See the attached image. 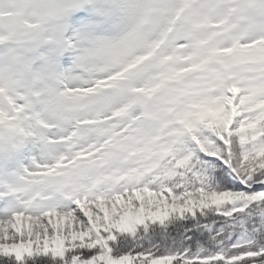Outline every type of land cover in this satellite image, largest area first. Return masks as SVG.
Masks as SVG:
<instances>
[{
    "label": "rangeland",
    "instance_id": "374dc122",
    "mask_svg": "<svg viewBox=\"0 0 264 264\" xmlns=\"http://www.w3.org/2000/svg\"><path fill=\"white\" fill-rule=\"evenodd\" d=\"M217 73L264 88V0H0V202L159 170Z\"/></svg>",
    "mask_w": 264,
    "mask_h": 264
},
{
    "label": "snow or ice",
    "instance_id": "6c2138e0",
    "mask_svg": "<svg viewBox=\"0 0 264 264\" xmlns=\"http://www.w3.org/2000/svg\"><path fill=\"white\" fill-rule=\"evenodd\" d=\"M214 79L207 105L222 118L190 117L163 171L101 178L55 202H0V264H264V88Z\"/></svg>",
    "mask_w": 264,
    "mask_h": 264
},
{
    "label": "trees",
    "instance_id": "16d2710c",
    "mask_svg": "<svg viewBox=\"0 0 264 264\" xmlns=\"http://www.w3.org/2000/svg\"><path fill=\"white\" fill-rule=\"evenodd\" d=\"M171 161V160H170ZM166 166V162L164 163V165L159 169L160 171L164 170V167Z\"/></svg>",
    "mask_w": 264,
    "mask_h": 264
}]
</instances>
